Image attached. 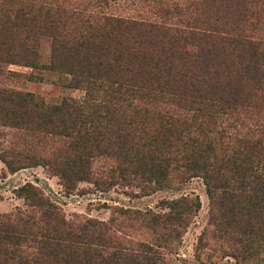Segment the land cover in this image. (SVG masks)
<instances>
[{"label":"trees","instance_id":"trees-1","mask_svg":"<svg viewBox=\"0 0 264 264\" xmlns=\"http://www.w3.org/2000/svg\"><path fill=\"white\" fill-rule=\"evenodd\" d=\"M43 2L36 8L32 4L17 8L11 15L0 14V31H22L32 41L35 36L47 35L51 51L43 68L60 73L62 83L86 78L81 82L88 84L82 104L49 102L31 92L0 88V106L11 121L49 134L60 129L58 135L69 140L67 149L54 158L25 156L32 160L29 166L44 161L63 180L98 184L106 183L115 172L130 184L145 176L158 185H167L171 171L199 176L211 208L208 225L198 237L197 256L204 254L211 260L217 250L213 243L221 242L222 254L232 255L239 263L263 261L264 213L260 210L264 209V37L256 29H249L245 35L235 31L225 38L197 26L169 27L107 17L100 30L112 29L122 39L114 43L117 54L113 57L120 82L104 90L100 85L90 86L88 79L110 81L106 54L100 51H108L114 36L98 34L99 29L96 31L88 20H83L81 26L85 33H66L61 29L63 25H57L60 10L51 2ZM61 12H66L64 17L76 13ZM131 32L140 39L130 36L128 46L126 35ZM216 39L227 46L215 48ZM234 47L240 49L238 54ZM27 51L36 59L34 45ZM12 55L0 40V61ZM178 59L190 66L193 62L213 67L229 62L234 66L232 71L221 73L222 80L214 72L212 82H199L196 68L180 67ZM177 81L188 85L190 91H176L174 86H181ZM99 94L118 106L92 102ZM171 95L187 96L196 104L214 99L216 103L238 106L241 114L249 115L245 116L247 121L239 123V129L233 127L229 132L212 115L205 121L188 123L132 101ZM118 112L129 122L120 125L122 120L116 118L113 132L109 121ZM92 117L106 118L107 126ZM239 120L227 127L237 126ZM110 136L117 140L110 141ZM93 143H107L116 151L114 168L93 170L89 154ZM2 160L13 168L15 160ZM98 172L100 176H96ZM149 188L142 185V190ZM18 190L27 207L0 212V264H181V239L200 208L197 196H182L166 201L167 210L163 212L120 206L106 220L80 213L67 217L32 183ZM224 201L239 202L238 212L235 214L231 208L227 215Z\"/></svg>","mask_w":264,"mask_h":264},{"label":"rangeland","instance_id":"rangeland-1","mask_svg":"<svg viewBox=\"0 0 264 264\" xmlns=\"http://www.w3.org/2000/svg\"><path fill=\"white\" fill-rule=\"evenodd\" d=\"M43 1L45 5L51 2V6L53 5L60 10L57 25H63L61 29L66 33H85L84 27L81 26L83 25V20H88L95 27V30L96 28L99 29V31L96 30L98 34L114 36L109 40L110 47L108 51H100V53L106 54L107 78L110 81L88 79L90 86L100 85L104 90L108 86L116 87L120 82L119 68L113 57L117 54L114 43L122 39V37H116L112 29L100 30L105 24L104 18L107 17L179 28L197 26L201 29L215 32L214 35L217 37L225 38L231 37L235 31L241 30L245 35L249 29H256L255 31H257L258 35L264 37V0ZM40 3L41 0H0V14L11 15L13 10L17 8L26 7L29 4L36 8ZM63 9L69 13H76L72 16L64 17L66 12L62 13L61 10ZM28 33L31 34V32ZM135 34V32H131L126 35L128 46L131 43H129L130 36L140 37L137 34V36H134ZM0 40L6 50L13 54L0 61V88L14 89L24 93L31 92L35 96H41L47 101L55 103L60 102V100L81 103L84 100L85 88L88 83L85 84L81 81H85L86 78H78L65 84L60 82V73L43 68L42 64H47L50 57V37L40 34L35 36L33 41L30 38L27 40L24 32L11 29L0 31ZM213 44L215 48H220L222 45L224 47L227 46V44L221 43L219 39L214 40ZM31 45H34V49L38 54L36 59L28 55L27 47L30 48ZM230 48H233V46H230ZM190 49L193 50L195 47L190 46ZM233 51L238 54L240 49L236 50L234 47ZM177 62L180 67L185 65L189 69L196 68L199 82L203 80L212 82L210 78H213L214 72H218L216 77L222 80L221 73L232 71L231 67L234 66V63L231 65L229 62L214 67L205 66L204 63L200 62H193V65L190 66L183 64V60L179 61V59ZM177 84L181 86L179 88L174 86L176 91H190L188 85L184 86L182 82L178 81ZM151 85L155 87L154 82H151ZM156 91L155 89L154 92ZM107 99L99 94L96 99L91 101L111 105L112 107L118 106L115 102H106L105 100ZM132 101L150 109H157L166 115H172L174 118L184 119L188 123L196 124L207 120L212 115L217 123L222 127H226L225 129L229 132L233 131V127L239 129V123L247 121L245 116L249 115V113L247 115L241 114L238 106L235 108L234 106L216 103L214 99H207L201 104H196L191 103L187 96L178 98L177 95H171L165 98L161 96L154 100L143 98L140 100L133 99ZM6 112L0 106V212H11L16 208L27 207L24 198L21 197L18 190L27 182L40 188L52 202L60 206L67 217L80 213L101 220L108 219L115 207L123 206L163 212L167 210V208H164L166 201L182 196H197L200 200V208L181 239L178 253L179 262L181 264H211L210 261H212L214 264H242L237 262L232 255L222 254V250H219L221 242L213 243L217 250L212 253L211 260H208L204 254L197 256L195 252L198 237L208 225L211 208L210 198L201 177H187L179 175L177 171H171L167 185L163 183L158 185L145 176L139 177L136 182L130 184V182L127 183L120 180L118 173L115 172L114 177L109 178L106 183L98 184L91 180L68 182L60 178L57 172L51 168L52 166L44 165V161H40V164L29 166L32 160H27L25 157L37 154L50 158L58 156L59 153L67 149L69 141L67 137L58 135L61 130L59 129L57 133L49 134V132L44 133L36 129H29L11 121ZM113 117V121H109L113 132H115L114 128L117 125L116 118L122 120L120 125L129 122L119 112L114 114ZM92 119L102 121L107 126L106 118L92 117ZM236 119H240L236 123L237 126H232L229 129L227 127L228 124H233ZM153 120L155 121L156 119L154 118ZM147 125L150 124L147 123ZM109 139L110 141L117 140L114 136H110ZM106 144L93 143L90 146L89 154L91 155V166L94 171H102L116 166V151L107 147ZM3 157L15 160L11 163L13 165L12 169L8 168L2 160ZM99 173L96 176H100ZM143 184L150 185V188L142 190ZM239 205H241L239 202H223V206L228 209L227 215L231 213L229 211L231 208L236 214ZM215 207L217 208V206ZM260 212L264 213V209H261ZM223 247L228 249L224 245ZM230 253L231 250L227 254ZM261 256H264V251L261 252ZM250 261V264H264V260L259 262L256 260Z\"/></svg>","mask_w":264,"mask_h":264}]
</instances>
